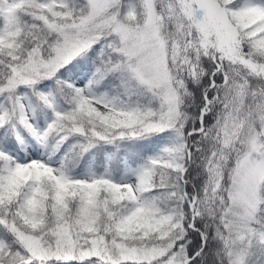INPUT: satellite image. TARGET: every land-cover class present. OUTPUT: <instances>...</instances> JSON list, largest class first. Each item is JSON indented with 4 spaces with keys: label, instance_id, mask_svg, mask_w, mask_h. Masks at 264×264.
Segmentation results:
<instances>
[{
    "label": "snow or ice",
    "instance_id": "1",
    "mask_svg": "<svg viewBox=\"0 0 264 264\" xmlns=\"http://www.w3.org/2000/svg\"><path fill=\"white\" fill-rule=\"evenodd\" d=\"M0 264H264V0H0Z\"/></svg>",
    "mask_w": 264,
    "mask_h": 264
}]
</instances>
